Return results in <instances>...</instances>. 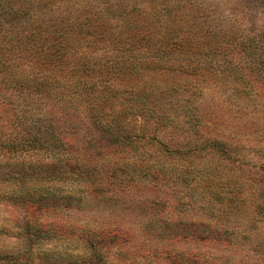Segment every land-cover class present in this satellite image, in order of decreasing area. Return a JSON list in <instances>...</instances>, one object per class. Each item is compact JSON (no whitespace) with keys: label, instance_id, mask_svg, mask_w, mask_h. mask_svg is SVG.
I'll return each instance as SVG.
<instances>
[{"label":"rangeland","instance_id":"374dc122","mask_svg":"<svg viewBox=\"0 0 264 264\" xmlns=\"http://www.w3.org/2000/svg\"><path fill=\"white\" fill-rule=\"evenodd\" d=\"M193 2L201 49L138 52L172 57L175 73L143 77L172 79L173 92L151 89L124 105L120 89L93 109L64 100L68 131L36 139L21 131L39 118L1 95L11 85L0 89V264H264V52L241 43L264 30V0ZM168 24H150L155 38ZM10 29L0 23L1 42L18 39ZM99 42L75 65L113 55L111 39ZM7 63L49 71L19 52Z\"/></svg>","mask_w":264,"mask_h":264},{"label":"trees","instance_id":"16d2710c","mask_svg":"<svg viewBox=\"0 0 264 264\" xmlns=\"http://www.w3.org/2000/svg\"><path fill=\"white\" fill-rule=\"evenodd\" d=\"M155 2L157 4L158 0H82L80 4L70 0H0V23L8 24L10 34L18 37L14 41L11 37L10 43L0 41V89L5 86L9 90V85L12 86L8 92L2 90L1 95L5 98L14 96L10 102L17 100L18 106L25 107L22 116L25 119L34 116L40 122L34 126L36 128H23L22 137L28 135L37 139L45 130L50 131L52 138L60 139L63 131L69 129L61 125L65 120L59 113V105L64 100L80 99L93 109L100 102L107 103L114 94L120 95L122 89L128 101L123 102L124 105L129 104L135 95L147 96L151 89L174 91L172 79L154 77L147 80L143 77L145 71L153 68L152 72L159 68L174 72L178 65L170 61L172 57L161 61L140 57L138 52L164 51L172 55L192 51L198 48L199 36H196L203 33L204 27L197 32L193 28V0H161L159 9L165 8L167 15L159 20L156 19L161 16L157 12L159 9L149 4ZM152 23L171 24L161 37L155 38L156 26H150ZM121 24L122 27L118 26ZM257 30L255 35L249 34L252 38L245 34L241 43L248 53L262 56L264 30ZM89 33V40L83 37ZM168 33L181 37H168ZM109 39L114 43L112 56L94 62L86 59L75 65V56L82 47ZM245 39L252 41L246 43ZM204 46L205 50H212L210 44ZM17 52L23 59H31L32 64L49 71L21 69L20 73L14 72L7 59ZM31 52L33 57H29ZM10 102L6 100L4 103ZM90 112L89 116L96 121L97 114L93 110ZM41 126H44L43 130Z\"/></svg>","mask_w":264,"mask_h":264}]
</instances>
